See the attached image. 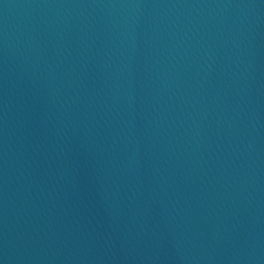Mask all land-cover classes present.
Listing matches in <instances>:
<instances>
[{
    "label": "water",
    "instance_id": "95a60500",
    "mask_svg": "<svg viewBox=\"0 0 264 264\" xmlns=\"http://www.w3.org/2000/svg\"><path fill=\"white\" fill-rule=\"evenodd\" d=\"M0 264H264V0H0Z\"/></svg>",
    "mask_w": 264,
    "mask_h": 264
}]
</instances>
